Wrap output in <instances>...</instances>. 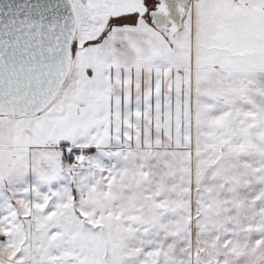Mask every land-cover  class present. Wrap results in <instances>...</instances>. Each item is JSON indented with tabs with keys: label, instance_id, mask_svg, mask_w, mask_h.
Wrapping results in <instances>:
<instances>
[{
	"label": "snow or ice",
	"instance_id": "snow-or-ice-1",
	"mask_svg": "<svg viewBox=\"0 0 264 264\" xmlns=\"http://www.w3.org/2000/svg\"><path fill=\"white\" fill-rule=\"evenodd\" d=\"M0 264H264V0H0Z\"/></svg>",
	"mask_w": 264,
	"mask_h": 264
}]
</instances>
